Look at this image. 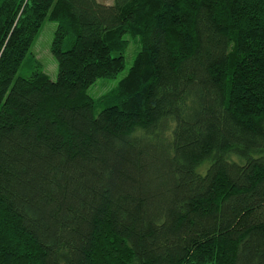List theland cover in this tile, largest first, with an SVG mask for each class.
I'll return each instance as SVG.
<instances>
[{
	"label": "trees",
	"instance_id": "16d2710c",
	"mask_svg": "<svg viewBox=\"0 0 264 264\" xmlns=\"http://www.w3.org/2000/svg\"><path fill=\"white\" fill-rule=\"evenodd\" d=\"M0 264H264V0H0Z\"/></svg>",
	"mask_w": 264,
	"mask_h": 264
},
{
	"label": "rangeland",
	"instance_id": "374dc122",
	"mask_svg": "<svg viewBox=\"0 0 264 264\" xmlns=\"http://www.w3.org/2000/svg\"><path fill=\"white\" fill-rule=\"evenodd\" d=\"M105 3H110L112 0H100ZM57 23L54 21H47L31 48V52L42 62L45 72H47L51 79L57 78L58 68L57 62L51 53V43L56 29ZM139 49V43L136 40H131L125 53L126 67L124 71L117 78L99 79L94 85L89 88V94L92 96H99L115 86L120 78L126 74L129 67L132 65L134 57Z\"/></svg>",
	"mask_w": 264,
	"mask_h": 264
}]
</instances>
